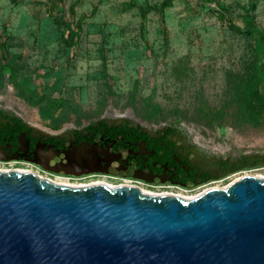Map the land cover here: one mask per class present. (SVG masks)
<instances>
[{
  "label": "rangeland",
  "instance_id": "1",
  "mask_svg": "<svg viewBox=\"0 0 264 264\" xmlns=\"http://www.w3.org/2000/svg\"><path fill=\"white\" fill-rule=\"evenodd\" d=\"M163 1L0 0V60L21 55V69L0 86V102L50 132L101 118L172 119L185 122L204 141L264 151V130L206 126L197 100L200 93L209 102L218 101L226 72L250 55L253 36L239 29L264 30V0H168L160 14ZM250 5V15L245 14ZM108 86L112 94L105 97ZM19 91L61 96L71 110L90 116L79 125L64 121L52 127ZM16 167L27 168L8 164L0 170ZM243 174L264 177V165L237 171L216 185ZM45 176L72 186L117 184L103 177Z\"/></svg>",
  "mask_w": 264,
  "mask_h": 264
},
{
  "label": "water",
  "instance_id": "2",
  "mask_svg": "<svg viewBox=\"0 0 264 264\" xmlns=\"http://www.w3.org/2000/svg\"><path fill=\"white\" fill-rule=\"evenodd\" d=\"M0 264H264V177L183 198L0 170Z\"/></svg>",
  "mask_w": 264,
  "mask_h": 264
},
{
  "label": "flooded vegetation",
  "instance_id": "3",
  "mask_svg": "<svg viewBox=\"0 0 264 264\" xmlns=\"http://www.w3.org/2000/svg\"><path fill=\"white\" fill-rule=\"evenodd\" d=\"M8 164L26 166L48 180L45 174L103 177L117 182L111 186L193 198L204 187H220L216 184L237 171L263 166L264 151L204 141L185 122L172 119H103L90 127L50 132L0 102V165Z\"/></svg>",
  "mask_w": 264,
  "mask_h": 264
},
{
  "label": "trees",
  "instance_id": "4",
  "mask_svg": "<svg viewBox=\"0 0 264 264\" xmlns=\"http://www.w3.org/2000/svg\"><path fill=\"white\" fill-rule=\"evenodd\" d=\"M169 5L170 1H163L159 8L160 14H163L165 7ZM252 7V5L246 7L245 14L250 15ZM53 19L54 22L61 23L59 18ZM239 31L245 37L253 36V40L249 43L250 55L243 59L236 70L226 72L225 86L218 101L209 102L202 94H197L201 121L206 126L217 128L233 126L264 130V30H256L250 26ZM20 60L21 55H16L11 60H0V86L21 69ZM18 94L32 103L41 118L48 120L52 127L57 128L64 121H73L74 124L79 125L84 118L90 116V113L81 116L80 109L71 110L73 108H69L65 98L61 96L51 98L34 96L33 93L25 95L22 91ZM111 94L112 91L108 86L105 97ZM65 108L68 112H64ZM101 120L103 118L89 120L86 124L88 127L94 126Z\"/></svg>",
  "mask_w": 264,
  "mask_h": 264
},
{
  "label": "built area",
  "instance_id": "5",
  "mask_svg": "<svg viewBox=\"0 0 264 264\" xmlns=\"http://www.w3.org/2000/svg\"><path fill=\"white\" fill-rule=\"evenodd\" d=\"M15 170H24V171H26L27 170V168H14ZM10 170V169H9ZM7 171V170H6Z\"/></svg>",
  "mask_w": 264,
  "mask_h": 264
},
{
  "label": "bare ground",
  "instance_id": "6",
  "mask_svg": "<svg viewBox=\"0 0 264 264\" xmlns=\"http://www.w3.org/2000/svg\"><path fill=\"white\" fill-rule=\"evenodd\" d=\"M104 184V183H103ZM69 186H72V185H69ZM81 186H86V185H81ZM109 186V185H108Z\"/></svg>",
  "mask_w": 264,
  "mask_h": 264
}]
</instances>
